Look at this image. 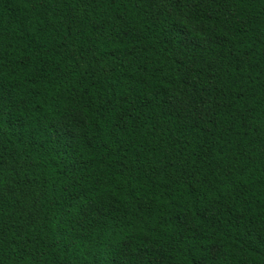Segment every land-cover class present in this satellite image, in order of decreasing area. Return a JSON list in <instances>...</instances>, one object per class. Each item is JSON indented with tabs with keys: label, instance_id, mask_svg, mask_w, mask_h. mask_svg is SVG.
Here are the masks:
<instances>
[{
	"label": "trees",
	"instance_id": "1",
	"mask_svg": "<svg viewBox=\"0 0 264 264\" xmlns=\"http://www.w3.org/2000/svg\"><path fill=\"white\" fill-rule=\"evenodd\" d=\"M0 264H264V0H0Z\"/></svg>",
	"mask_w": 264,
	"mask_h": 264
}]
</instances>
